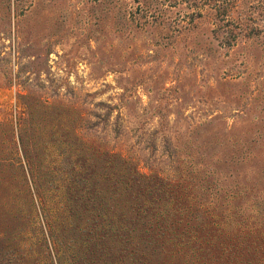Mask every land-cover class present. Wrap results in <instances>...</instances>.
<instances>
[{
	"label": "rangeland",
	"instance_id": "rangeland-1",
	"mask_svg": "<svg viewBox=\"0 0 264 264\" xmlns=\"http://www.w3.org/2000/svg\"><path fill=\"white\" fill-rule=\"evenodd\" d=\"M222 2L0 0V264L70 260L84 205L107 227L103 263L130 264L136 240L108 212L122 156L171 173L170 206L201 205L155 217L168 250L211 216L263 234L264 0L218 18Z\"/></svg>",
	"mask_w": 264,
	"mask_h": 264
},
{
	"label": "trees",
	"instance_id": "trees-1",
	"mask_svg": "<svg viewBox=\"0 0 264 264\" xmlns=\"http://www.w3.org/2000/svg\"><path fill=\"white\" fill-rule=\"evenodd\" d=\"M194 3L193 5H195ZM195 7H197V4ZM215 7L217 13L215 16L218 18L225 17L233 8L237 7V0H227V2L225 0V2L217 4ZM109 115L110 112L108 111L104 116L110 118ZM113 131L116 132V130ZM117 160L120 171L112 169L109 172L108 181L115 194L119 188L113 182V177L121 176V186L118 195L116 194L109 201L108 212L113 213L114 224L115 215L118 213V228L124 233L123 237L126 239L127 249L131 245V241L136 240L134 247H136L138 253H136V258L130 264H166L164 260L167 264L172 260H177L179 264H223L224 260L229 264H245L247 262L250 264H264V231L262 234L258 229L255 241L249 243L248 240H241L233 234L235 229L246 228L243 222L219 220L218 223H214L212 222V216L205 222L197 221L196 227L192 228L195 236L189 238V242H178L181 249L184 250L182 253L168 250L165 235L162 238H155V235L150 233L155 217L160 214L163 215V211L165 214L169 209L171 215L180 216L181 218L185 215L184 218L187 219L194 215L201 205L191 207L185 203V200H182L180 203L173 202L170 206L171 200H168L166 196L168 186H171L169 180L172 178L169 171H157L154 174V171L144 166L139 159H129L122 156ZM111 163L113 162L110 161L109 164ZM82 191L79 189L80 193ZM59 192V186H52L49 196L54 195L53 198L58 199ZM110 192L112 191L110 190ZM66 194L68 195V193ZM41 195H44V192ZM145 198H147L146 202L144 201ZM116 199H118L117 202ZM115 207L119 208L118 212L115 211ZM84 210L80 216L82 217L83 214L84 224H82L79 232L85 234L79 235L81 251H72L73 248H71V251L68 250L67 257H70V260L66 262L60 260V254L57 253L55 256L51 254L50 264H111V262L106 263L105 260L103 263L104 252L107 247L105 239V229L107 227L100 223L96 214H93L91 216L93 219L89 220L85 205ZM109 229L112 230L113 228ZM220 234H224L229 239H222ZM249 238L250 236L247 235V239ZM186 250L189 252L185 253ZM250 253L260 256L258 262L248 259Z\"/></svg>",
	"mask_w": 264,
	"mask_h": 264
}]
</instances>
